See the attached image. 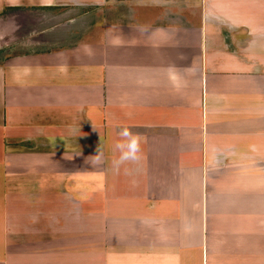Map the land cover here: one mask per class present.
I'll return each mask as SVG.
<instances>
[{
    "label": "crops",
    "instance_id": "1",
    "mask_svg": "<svg viewBox=\"0 0 264 264\" xmlns=\"http://www.w3.org/2000/svg\"><path fill=\"white\" fill-rule=\"evenodd\" d=\"M1 50L0 264H264V0H0Z\"/></svg>",
    "mask_w": 264,
    "mask_h": 264
},
{
    "label": "rangeland",
    "instance_id": "2",
    "mask_svg": "<svg viewBox=\"0 0 264 264\" xmlns=\"http://www.w3.org/2000/svg\"><path fill=\"white\" fill-rule=\"evenodd\" d=\"M76 12H74V11H70L68 14L70 15V16H72V15H74ZM80 13V12H79ZM61 13H58V14H56L55 16H52L53 17V19L51 20V21H48V22H53L52 23V25L53 24H55V26L58 24V21L61 19V15H60ZM67 15V14H66ZM65 15V16H66ZM39 17H40V15H39ZM80 18L78 19V20H76V21H73L71 24H70V26L68 25V26H66V25H64L63 27L62 26H58L57 25V27H55L56 28V31L55 32H58V34L60 35V37H62V35L65 33V32H74V29H77V28H81L82 29V27L83 28H89V26L90 25H93V23H94V21H95V10H94V8H88V9H86V10H84V11H81V13H80V16H79ZM19 19L20 18H26L27 20L30 18V16L29 17H27V16H24V15H21L20 17H18ZM32 21H34L35 20V18L34 17H32ZM42 21H40V23H41ZM22 26H23V29L26 31L27 30V28L30 26V27H32L31 26V24L28 22V21H24L23 23H22ZM50 26V25H49ZM69 29H70V31H69ZM66 34V33H65ZM72 34V33H71ZM73 36V35H72ZM33 39H35V40H37V36L35 37V38H33ZM11 51V53H15V52H18V51H20V49H17V48H13L12 50H10ZM10 53V52H9ZM4 55V52H2V50L0 51V58L2 57Z\"/></svg>",
    "mask_w": 264,
    "mask_h": 264
},
{
    "label": "clouds",
    "instance_id": "3",
    "mask_svg": "<svg viewBox=\"0 0 264 264\" xmlns=\"http://www.w3.org/2000/svg\"><path fill=\"white\" fill-rule=\"evenodd\" d=\"M118 135L120 140L116 142L115 149L120 152V157L118 161H115L117 168L120 164L126 161H135L137 160L138 153L140 152V143L139 138L134 135L131 130L127 127H123L119 130ZM96 160L94 162L99 163L100 153L97 148V154L94 156Z\"/></svg>",
    "mask_w": 264,
    "mask_h": 264
}]
</instances>
